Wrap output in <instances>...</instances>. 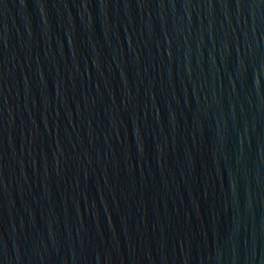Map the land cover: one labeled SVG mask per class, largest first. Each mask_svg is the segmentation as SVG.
<instances>
[{
    "label": "water",
    "instance_id": "water-1",
    "mask_svg": "<svg viewBox=\"0 0 264 264\" xmlns=\"http://www.w3.org/2000/svg\"><path fill=\"white\" fill-rule=\"evenodd\" d=\"M0 264H264V0H0Z\"/></svg>",
    "mask_w": 264,
    "mask_h": 264
}]
</instances>
